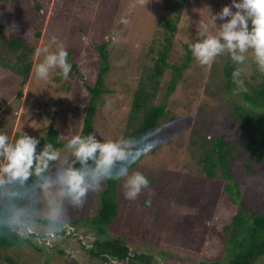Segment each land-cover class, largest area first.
I'll use <instances>...</instances> for the list:
<instances>
[{
    "label": "rangeland",
    "instance_id": "374dc122",
    "mask_svg": "<svg viewBox=\"0 0 264 264\" xmlns=\"http://www.w3.org/2000/svg\"><path fill=\"white\" fill-rule=\"evenodd\" d=\"M15 1L0 4L4 37L22 36L33 47L47 46L54 51L57 43L64 45L68 35L70 41L64 47L71 53L70 59L79 65L77 71L83 77L80 79L70 72L65 78L59 75V69H54L47 80L38 79L34 65L43 57L35 56L20 100L24 76L6 68L2 64L4 55L0 53V130L7 132L13 141L23 131L29 135L45 134L51 124L65 144L74 135H81L91 101L88 86L95 85L101 68L94 46L106 42L112 70L105 83L110 92L102 96L94 117L98 138L129 135L126 126L135 93L142 83H146V90L154 96L149 105H163L169 112L150 138L145 157L131 169L140 170L148 177L152 192L145 189L136 200H128L123 182H119L116 189L119 215L108 229V238H121L133 256H151L153 264L227 260L229 234L224 228L240 211L264 212V162L256 159L254 146L264 136V129L246 133L234 114V104L241 103L239 96L219 89L226 80V68L235 64L227 53L207 65H201L192 56L175 89L171 87L176 67L186 62L189 44L215 34V26L211 24L209 32L203 33L201 21L208 22L211 12H219L231 0H183L181 4L180 0H46L48 15L36 19L44 22H41V37L36 35L35 24L26 16L35 23V11L32 8L24 11ZM63 2L64 8L60 6ZM166 4L172 9L166 8ZM60 9L66 15L75 12L79 16L56 19L54 16ZM178 17L177 30L171 34L162 23L167 19L176 21ZM74 22L77 28L71 37L69 27ZM168 43L169 51L163 49ZM0 47H3L1 41ZM163 51L167 52L168 66L156 83L149 81L147 75L156 67ZM7 61L16 60L10 55ZM237 66L243 73L239 87L248 91L247 82L252 81V74L263 72L250 54L244 64ZM215 139H225L232 149L236 148L233 152L236 160L230 163L240 187V203L233 201L226 190V181L221 177L211 180L198 161L205 151L202 144L209 149ZM250 145L254 151L248 150ZM65 160L75 163L66 147L61 148L60 160L49 165V173L54 174ZM246 165L252 166V173ZM107 189L108 183L104 181L88 193L81 207L67 209L69 223L63 228L67 230L65 236L33 238L34 246L28 243L21 249L0 250V264H10L9 259L14 264H104L90 256L96 237L89 223L98 215ZM39 194L38 207H42L45 197ZM74 221L79 222L73 225ZM257 264H264V257Z\"/></svg>",
    "mask_w": 264,
    "mask_h": 264
},
{
    "label": "clouds",
    "instance_id": "9594fccd",
    "mask_svg": "<svg viewBox=\"0 0 264 264\" xmlns=\"http://www.w3.org/2000/svg\"><path fill=\"white\" fill-rule=\"evenodd\" d=\"M210 24L215 26V34L189 44L201 65L224 53L242 65L250 54L258 70L264 72V0H231L219 12H211L208 22L201 21V31L208 33ZM34 55L43 57L34 65L38 79L47 80L54 69L68 77L72 65L62 43H57L54 51L47 46L37 48ZM232 75L239 83L241 69L237 67ZM43 135L35 137L23 131L13 141L0 130V231L27 239L39 228L40 236L56 239L69 223L67 209L81 207L88 193L107 180L122 181L128 200H136L145 189L152 192L148 177L140 170H131L144 154L146 136L104 139L95 132L74 135L65 147L79 167L65 160L52 174L50 162L60 160L61 149L46 142L37 151ZM32 177L35 179L29 183ZM39 193L45 197L42 207H38ZM41 220L43 224L38 223Z\"/></svg>",
    "mask_w": 264,
    "mask_h": 264
},
{
    "label": "trees",
    "instance_id": "16d2710c",
    "mask_svg": "<svg viewBox=\"0 0 264 264\" xmlns=\"http://www.w3.org/2000/svg\"><path fill=\"white\" fill-rule=\"evenodd\" d=\"M8 0H0V4L6 3ZM46 0H16V5H22L23 10L35 11V23L33 18L26 15L27 19L35 24L36 35L41 37L43 34V21H36L37 17H45L48 15V6L45 3ZM28 2V3H27ZM180 4L183 0L179 1ZM66 4V3H65ZM166 8H170L167 6ZM64 8V2L60 5ZM183 5H181L182 7ZM175 8V6L173 7ZM32 11V10H31ZM45 11V15L42 14ZM56 13V12H55ZM25 16V17H26ZM79 15L75 12L66 15L63 10H59L56 19H77ZM180 17L176 21L171 19L165 20L162 25L165 29H168L171 34H174L177 30V24ZM42 22V24H41ZM58 21L57 23H60ZM77 26L74 24L69 27V35H74ZM3 30L0 23V41L3 47H0V53L4 55L2 64L6 68L10 69L14 73H18L24 76V81L21 83L22 91L19 93L18 98L21 100L24 97V87L27 84L30 72L32 70L33 62L35 60L34 52L37 49L33 47L29 41L22 36H14L11 39H6L2 34ZM70 41L68 35L65 36L64 45L67 46ZM97 50L101 59V68L97 76L95 85L93 87L88 86V91L91 94V101L86 113L84 128L81 135H87L90 132H94V117L98 109V104L102 96L110 91L107 89L106 77L112 70L111 55L106 42L96 44ZM163 49L169 51V43L164 46ZM186 62L182 67H176L174 79L171 89L174 90L178 84V81L182 78L183 71L188 68L189 63L193 60L192 53L189 47ZM10 55L15 58L14 61H7ZM71 53L68 52V61L71 63V73L77 77L76 71L79 65L73 62V58L70 59ZM159 60L156 62V67L151 69L147 75L149 81L157 82L158 78L164 73L165 68L168 66L167 52H161ZM240 66L236 64L231 65L230 68H226L225 77L226 80L219 86V89H225L231 93H236L241 103L234 104V114L236 116L239 126L246 133H251L255 129H264V72L261 74L255 72L250 77L253 81H248L249 90L244 91L239 87L233 79V71ZM147 70V69H146ZM243 73L239 80L242 79ZM255 83V84H253ZM153 93L146 90V83H142L139 89L135 93V99L133 104V111L129 117V123L126 129L129 135L125 136H146V140L143 144V155L141 158L131 166V169L135 168L145 157L146 150L152 135L161 127V122L165 116L169 113L165 106H150L149 102L153 98ZM20 134H17V137ZM39 137L38 135H31ZM52 143L58 149L64 148L65 143L60 141L59 132L54 124L47 126V132L41 137V142L37 145V151H40L45 143ZM253 144V143H252ZM213 147L207 148L202 144V149L205 150L199 157V163L203 166L205 173L212 180L216 178H223L226 181V190L232 195V199L236 203H240L242 199L239 184L236 179L235 172L232 171L231 161L236 159L233 152L236 149H232L229 143L225 139H215L212 142ZM257 152V160L264 162V136L259 138V142L254 145ZM204 147V148H203ZM239 147V146H238ZM248 150L254 151L253 145L248 147ZM196 155V154H195ZM52 162H50L51 164ZM75 166L79 167L78 162H75ZM249 173L253 172L251 165H246ZM221 173V174H220ZM35 177L30 178L29 183L34 180ZM120 180H107L108 189L102 195L101 208L98 215L89 223V228L95 232L96 241L93 249H91L90 256L102 261L104 264H108L112 261L116 262H134L138 261L140 264H153L154 258L148 255H132L131 248L127 245L126 241L121 238H108V229L114 224L116 218L119 215V206L117 203V192ZM79 221H74L72 224L76 225ZM66 229H63L58 236H65ZM224 232L229 237L226 240L228 246H230V254L227 256V260H214L203 261L197 264H257L264 257V212L253 214L251 211H240L233 217V221L230 225L224 228ZM33 238L36 239V235H32L27 239H21L16 234L11 232L0 231V250L6 249H21L26 244L34 246ZM10 264H14L12 259H9Z\"/></svg>",
    "mask_w": 264,
    "mask_h": 264
},
{
    "label": "flooded vegetation",
    "instance_id": "af4514ba",
    "mask_svg": "<svg viewBox=\"0 0 264 264\" xmlns=\"http://www.w3.org/2000/svg\"><path fill=\"white\" fill-rule=\"evenodd\" d=\"M36 235V238H38V237H42V236H40L38 233L37 234H35Z\"/></svg>",
    "mask_w": 264,
    "mask_h": 264
},
{
    "label": "water",
    "instance_id": "95a60500",
    "mask_svg": "<svg viewBox=\"0 0 264 264\" xmlns=\"http://www.w3.org/2000/svg\"><path fill=\"white\" fill-rule=\"evenodd\" d=\"M78 75H79V77H83L79 72H78Z\"/></svg>",
    "mask_w": 264,
    "mask_h": 264
}]
</instances>
